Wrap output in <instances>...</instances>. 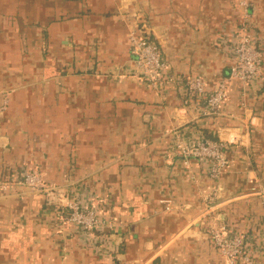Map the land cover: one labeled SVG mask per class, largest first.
<instances>
[{"label": "crops", "instance_id": "0c3cea01", "mask_svg": "<svg viewBox=\"0 0 264 264\" xmlns=\"http://www.w3.org/2000/svg\"><path fill=\"white\" fill-rule=\"evenodd\" d=\"M244 1L264 61V0H0V182L33 171L56 188H0V264H227L200 217L214 191L264 264V80L231 82L218 116L186 96L192 76H229ZM136 25L162 88L134 63ZM198 137L229 147L218 181L177 148ZM74 197L104 230L63 220Z\"/></svg>", "mask_w": 264, "mask_h": 264}, {"label": "built area", "instance_id": "2783aa9c", "mask_svg": "<svg viewBox=\"0 0 264 264\" xmlns=\"http://www.w3.org/2000/svg\"><path fill=\"white\" fill-rule=\"evenodd\" d=\"M245 8V20L239 27L235 45V59L231 64L229 76L220 81L213 90H209L205 80L201 76H192L186 83V96L189 101H194L202 116H218L221 107L227 98L229 84L238 81L248 87L255 80H264L263 53L256 45L254 31L249 22L248 4L241 2ZM129 41L134 55V63L140 71L143 79L154 88H162L172 79L169 68L164 61L160 49L149 37L142 34L136 25L130 30ZM177 148L188 163L191 159L198 161L208 168L209 175L214 181H218L227 165L228 145L203 137H198L193 144L178 143ZM19 187L31 192L51 195L55 187L47 185L37 172L28 171L22 176L10 179L7 183L0 182V188ZM264 195V192H262ZM218 195L214 191L212 195L204 199L201 219L207 221V229L212 244L224 257L227 264H258L255 258L256 248H252L251 239L240 235L234 228L222 223L219 214ZM64 221L74 225L81 232H100L107 226L101 222L94 209L82 204L76 197L67 201L64 208ZM93 238V236H92Z\"/></svg>", "mask_w": 264, "mask_h": 264}]
</instances>
